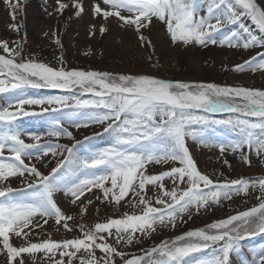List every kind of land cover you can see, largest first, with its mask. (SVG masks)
Wrapping results in <instances>:
<instances>
[{
	"label": "snow or ice",
	"instance_id": "obj_1",
	"mask_svg": "<svg viewBox=\"0 0 264 264\" xmlns=\"http://www.w3.org/2000/svg\"><path fill=\"white\" fill-rule=\"evenodd\" d=\"M5 3L12 8L15 20L20 0ZM57 4L59 12L68 6L60 0ZM201 4L205 15L200 14ZM72 6L79 17L84 11L82 3L73 0ZM92 12L94 18H116L123 26L134 29L141 46L145 43L141 29H148L156 20L165 26L173 45L264 48V37L254 34L244 23L250 19L264 34V8L256 0H100ZM10 28L19 30L16 24ZM106 31L105 26H100L101 36ZM218 33L222 35L219 40ZM54 42L60 44L59 39ZM147 43L151 46L150 41ZM13 45L0 42V96L7 94L6 106H0V254L6 256V264H25L24 256L36 253L44 254L45 264H232L231 256L242 253V241L264 234V178L214 181L199 171L186 143L191 139L215 147L221 155L240 153L239 159L246 165L251 163L252 152L264 157V90L163 80L147 74L53 68L26 60L22 44L13 41ZM58 59L62 63V57ZM233 70L264 72V60L257 62L253 57L234 65ZM26 88L58 89L69 95L20 98ZM85 94L92 98L81 99ZM25 106L41 110L29 111ZM12 108L15 111H10ZM45 113L53 117L48 137L71 138L68 126L79 128L96 123L106 125L103 132L109 134L112 143L83 157L75 154V145L40 143V134H28L32 142L26 143L22 138L25 134L16 128L15 121L19 116ZM211 114L227 115L212 119ZM76 117L83 121L75 122ZM215 127L228 129L237 139L208 140L206 130ZM49 154L61 158L45 175L31 161ZM169 162L179 166L157 174L149 171L152 165ZM224 163L231 167L226 159ZM13 178L20 179L24 186L11 187ZM168 181L173 185L171 189ZM149 185L159 193L154 202L146 198ZM93 189H99L104 200L116 205L131 192L143 210L96 223L89 230L81 224L82 238L31 242L34 229L42 228L50 219L66 231L73 230L68 221L74 218L58 206V193L77 205L78 201L83 203L80 198L85 192ZM257 189L258 206L162 241L142 255L127 258L126 252L117 247L138 243L137 233L147 237L158 226L175 228L177 220H183L185 215L191 219L193 211L199 214L235 195H247ZM88 203L92 201L89 199ZM136 206L132 203V207ZM85 211L81 208L80 214ZM13 237L24 240V244L14 246ZM109 238L114 244L108 242ZM97 251L103 255L98 257ZM251 264H264V249Z\"/></svg>",
	"mask_w": 264,
	"mask_h": 264
},
{
	"label": "rangeland",
	"instance_id": "obj_2",
	"mask_svg": "<svg viewBox=\"0 0 264 264\" xmlns=\"http://www.w3.org/2000/svg\"><path fill=\"white\" fill-rule=\"evenodd\" d=\"M68 6L57 11V0H20V5L15 9L16 19H12V8L0 0V42L7 41L13 47V41L20 42L23 47V56L37 62H43L53 68H65L66 70L84 71H107L115 74H147L156 78L171 81H181L189 83H214L218 86L245 87L249 89L264 90V72L257 70L236 72L233 66L243 63L253 57L257 62L264 60V48L254 47L248 50L243 48H230L227 46L217 47V54L208 55L202 46L173 45L166 32V28L159 21L154 20L148 29H141L145 38L144 46L134 29L123 26L116 18H109L105 21L102 17L93 16V5L100 0H79L84 11L79 17L75 15L76 9L72 6L73 0H60ZM15 3V0H12ZM258 6L264 8V4L256 0ZM51 13V15H50ZM201 15H205L204 6L201 4ZM127 15V14H126ZM244 23L253 31L254 34L264 37L252 24L250 19H245ZM19 26L18 31L10 28V25ZM105 26L107 31L101 36L100 26ZM95 26V27H92ZM95 32V35L90 33ZM47 33V35H45ZM56 33V36H53ZM219 40L221 34H216ZM55 39L60 40L57 45ZM147 41L151 42L148 46ZM0 54H3L0 49ZM62 57L61 60L58 58ZM79 95V93H77ZM69 95V93L50 88L32 89L26 88L20 93L23 99H50L57 96ZM81 99H90V95H83ZM7 94L0 96V106H6ZM47 107V105H46ZM26 110L40 112V108L33 106ZM10 111H15L14 108ZM59 116L60 113H56ZM227 114H211L212 119L225 118ZM53 117L47 113L38 116H19L15 121L16 126L24 125L28 128H35V132L43 133L42 144L46 141L59 143L60 145L73 146L77 156L83 157L91 151H100L109 147L112 139L109 134L104 133L105 124L89 123L87 127L68 126L72 137H48L46 133L51 127ZM75 122L83 121L82 117L74 118ZM44 123V124H43ZM48 125L47 127H44ZM27 131H32L27 130ZM226 132L227 135L224 133ZM100 133L101 135H97ZM208 140H235V133L222 127L208 129L205 132ZM229 136L230 138H226ZM86 137L90 139H85ZM187 146L191 155L198 164L201 173L209 175L214 181H225L233 179H260L264 178V157H257L254 152L250 153V165H246L239 159L240 153L232 154L226 152L223 155L215 147L203 146L191 139L187 140ZM83 150V151H82ZM245 152L248 150L245 149ZM67 153L65 152V155ZM7 155V153H5ZM49 154L41 160L31 161L39 171L48 175L51 169L56 166L58 159ZM229 161L231 167L224 163ZM28 163V161H26ZM171 166H179L169 162L165 165H152L149 171L157 174L161 170H167ZM16 184L13 188H21L24 185L18 178L12 179ZM110 186V185H108ZM12 187V186H11ZM167 187H173L170 181ZM186 187V185H181ZM159 195L157 189L151 185L146 186V198L153 202ZM259 190H250L249 194L235 195L231 200L222 201L212 205L207 211L201 210L199 214L193 211L191 219L187 215L183 220H177L176 227H157L155 232L144 237L139 236V242L132 245L117 246L118 249L126 252L127 258L142 255L146 250L158 246L162 241L173 239L175 236L182 235L188 231L205 228L206 225L215 221L225 219L230 215L248 210L258 206L260 201L257 196ZM100 199H97V197ZM58 206L67 215L73 216L68 223L72 226V231H66L63 227L55 224L50 219L42 228H35L31 235V242L38 243L45 239L62 241L65 239L82 238L79 225L83 224L85 230L94 228L96 223L107 222L108 219L121 218L124 214H140L143 206L133 193L116 205L109 200H104L99 189L92 192H85L77 205L68 202L63 193H58ZM92 203L89 204L88 200ZM136 203V207H132ZM156 206V205H154ZM86 208L83 215L80 209ZM39 219V218H37ZM43 223V221H39ZM115 231V230H113ZM109 243L114 244V240L109 238ZM14 246H21L24 240L13 237ZM242 253L231 256L232 264H251L253 257L264 249V234H258L242 241ZM97 256L103 254L97 251ZM79 255V254H78ZM43 253L25 255V264H45L42 257ZM119 261V258H116ZM0 264H6V256L0 254Z\"/></svg>",
	"mask_w": 264,
	"mask_h": 264
},
{
	"label": "bare ground",
	"instance_id": "obj_3",
	"mask_svg": "<svg viewBox=\"0 0 264 264\" xmlns=\"http://www.w3.org/2000/svg\"><path fill=\"white\" fill-rule=\"evenodd\" d=\"M259 2L260 3H262V4H264V0H259ZM217 47H218V45H209V46H207V47H203V49L205 50V52H206V54H208V55H215V54H217L218 52H217ZM44 124V123H43ZM48 125H45L44 127H47ZM16 128L19 130V131H21L22 133H24L25 135L22 137L23 139H25V142L26 143H31L32 141L28 138V134H40L41 136L43 135V133H39V132H35L36 130H35V128H28V127H26V126H24V125H21V126H16ZM32 130V131H27V130ZM225 135H227L226 134V132L224 133ZM226 138H230L229 136H226ZM43 140H41L40 141V143L42 142ZM83 151V150H82ZM15 182L12 180L11 181V186L13 187V186H15ZM60 198H62V197H57V201H58V199H60ZM68 202H69V199H68Z\"/></svg>",
	"mask_w": 264,
	"mask_h": 264
}]
</instances>
